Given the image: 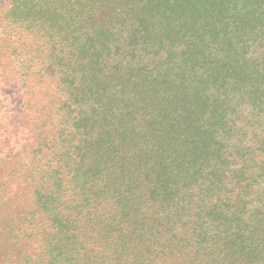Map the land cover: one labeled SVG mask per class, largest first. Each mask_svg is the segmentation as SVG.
Wrapping results in <instances>:
<instances>
[{
    "label": "trees",
    "instance_id": "16d2710c",
    "mask_svg": "<svg viewBox=\"0 0 264 264\" xmlns=\"http://www.w3.org/2000/svg\"><path fill=\"white\" fill-rule=\"evenodd\" d=\"M12 10L58 51L33 264H264V0Z\"/></svg>",
    "mask_w": 264,
    "mask_h": 264
},
{
    "label": "rangeland",
    "instance_id": "374dc122",
    "mask_svg": "<svg viewBox=\"0 0 264 264\" xmlns=\"http://www.w3.org/2000/svg\"><path fill=\"white\" fill-rule=\"evenodd\" d=\"M12 6L13 0H0V264H33L41 253L35 195L42 174L52 172L51 159L37 149L40 126L59 119V75L44 66L58 51L17 24Z\"/></svg>",
    "mask_w": 264,
    "mask_h": 264
}]
</instances>
